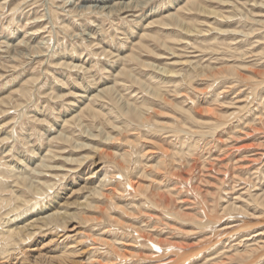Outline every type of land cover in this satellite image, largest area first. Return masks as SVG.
<instances>
[{"label":"rangeland","instance_id":"374dc122","mask_svg":"<svg viewBox=\"0 0 264 264\" xmlns=\"http://www.w3.org/2000/svg\"><path fill=\"white\" fill-rule=\"evenodd\" d=\"M10 1H11V3L14 2V0H10ZM10 1H8L7 3H4V4H2V1H0V3L2 4V6L0 4V7H1L0 8V12H1L0 13V99L9 98V97L12 99V104L10 103V105L3 107L4 111L2 110L0 113V124L1 125L4 124L3 126L0 125V129H1L0 130V141H1L0 142V180L2 179V181H0V192H1V196H0V202H1V204H0V251H2L4 249V251L6 252L5 248H2V247H6L3 244L5 243L4 241L7 240L5 232L8 228L15 227L16 225L21 223L22 219H27L28 217H30L31 215L36 213L39 209H41V207L43 208V207L47 206L49 204L50 200L53 198L52 196H54L53 192L60 190V188H62L63 185H65L67 183H73V184L69 185L70 189L71 188H73V190L78 189L79 186L76 185V180L78 181L80 178L85 177L86 175H88L91 172V170L94 169V167L92 165L93 161L90 160V161L85 163V164H87L86 165L87 169L84 170V172H82L79 176V173L83 169L82 167H80V165L76 166L77 164H72V163L68 164L63 159L53 160V162L52 161L50 162L51 165H55L54 163H56V165L57 164L62 165V167L65 168L64 169L65 172H64V170H62V172L55 171L56 175L59 174L60 177H62L61 179H59V177L57 178L56 176H54V177L51 176L52 174H48L47 176L46 175L42 176V180H44V181L49 180L48 182H50V179H51L52 183L54 184V187L52 189L53 191L47 190L44 192L43 197L38 196V198H37L34 196V194L26 191L25 189H24L25 191L20 190V193H22L21 191H24L22 193V195H24V196L21 198H24V197H27V199L30 198V199H28L29 202H27L26 204L20 203L17 200V196L15 197L16 193L19 192V190H17L15 188L16 180L18 179V177H24L28 173L30 176L34 175V173L31 169H32L33 165H35V162H38L39 157H41L44 153L47 152V149L52 150V148H53V150L61 151L60 148H62L64 150V153H62L63 157H65V156L69 157L70 156V157L75 158V157H81L82 155H88L89 152L91 153V150L78 151L74 148L73 145L66 144L64 141H60V139H57V137L60 134H68L69 133L70 136H72V135L74 136V138H75L74 140H77V141H83L84 140L86 143H87V141H89L86 139L87 138L86 134L84 136V129L82 127L80 128L79 126H77L76 124H74L72 122L67 123L66 120L71 118L73 115H76L80 111V109L77 106H81V108H82L86 104V102L81 103V102H78L77 100H75V98L73 99L72 96L74 95V93H76V94L81 93L85 89V86L90 84V86L94 87L92 89L91 94H93V93L96 94L97 90H98V89H96L97 86L101 88L105 85L113 84L117 80L115 78V75L118 72V70H120L121 65H120V63H118V64L112 63L111 64V59H112V61L114 59L110 56H109L110 58L108 56H106L103 53L104 50L105 51L106 50L112 51L114 53H120L121 56H124V57L127 54H130L131 52H133V50H134L139 55H141L140 56L141 60L150 61L152 63L158 62V63H154V64L164 66V63H165V65L170 64V62H172V60L175 58L171 59V57L169 56L170 52H168L165 48H163L161 46V44L159 43V41L156 40V38H160L162 40L165 39V41L166 40L169 41V46L172 45L174 48L179 49V50L176 49L177 52L179 51L178 53L181 55L185 54V56H187V58H189V59L194 58V60H196L197 59L196 57H200L197 60H198V63L200 62L199 65H201V66L206 65V64L209 65L211 62H214L212 64L213 65L215 64L216 66H222L225 64H234V65H238V66H245L244 70H239V76L238 77H236L235 75L232 76V74L229 73L228 75H231V76H228V78H226V77L221 78V76L216 78L217 82L216 81L213 82V88L214 89L213 88L211 89L210 87H208V86H210L209 84L212 83V80L197 81L196 84L194 85V87H196L197 90H199V91H197L196 88H193L192 85H188L187 82L181 84V81H180L181 78L176 77L177 78L176 79L175 77H172L170 79V77H163L160 75V77H161V79H160L159 74L158 75L156 74L158 72H156L154 70H151L152 71V73H151L150 69H149V71H147L146 69L144 70V68L140 67L137 64V62H135V61H133L134 63L132 61H127V60L123 61V63L126 64L128 62L127 65L135 68V71H137V73L139 72L138 74L140 77L142 75H144L145 78H147L149 81H152L153 84H159V85L163 84L164 87L167 86L169 88V90L167 89V91H166L167 94H166V98L164 99V104H163L160 102V100H156V99L154 100L153 98L148 96L149 94L144 90L143 87L139 86L138 84L133 83V81L130 80L129 78H127V77H119L118 78L122 84V86H120L121 87L120 90L122 89L120 92L123 93L127 99L130 98L129 99L130 101H133V99H134V100L138 101V103H140V104L148 102L147 104H150V105L152 104V106H155V110L150 114V118H151L152 122H154V121L155 122L156 121L170 122V123H173L174 125H176L178 127H181L183 124V123L181 124V119H184V118L187 119L188 115H186L183 112L178 111L176 108H172V107H174V105L176 104L177 106L179 105V106H183V107L185 106L184 108H189L190 107L189 105H191L190 102H191V100H194V98L196 100V106L195 107L193 106L194 107L193 108V116L196 119L204 118V120L206 119V121L209 120V118L205 117V116H207V115H205L206 114L205 113L206 107H209V108L213 107V108L217 109L219 107L220 102H222V103L224 102L223 104H227V103L229 104V102L235 103L237 100V101H240L239 103L241 105H246L247 102L251 101V99H253V98L254 99L256 98L257 102L258 101L260 102L262 100L264 101V97H263L264 96V82L259 83V88H258L257 85H255L254 82L252 81L253 78L256 79L258 76V75H255L256 72L264 70V55H263L264 54V51H263L264 50V28H262V27H264V24H261V26H260V24L259 25L252 24V22L249 21L254 16H257V17H255L257 19H260V18L262 19V17H264V11H263L264 9L261 10V8H257L254 6L253 7L246 6L248 8V10L250 8V10L247 11V9L245 7L240 6L241 10H239V12H237V14L235 16H233V19L234 18H236V19L231 21L233 23L230 22V24H228V25L226 24V27L225 26L222 27L221 24H218V23L215 25L216 22H214L215 20L212 19V21L214 22V25L216 27L219 26L223 29H226V28L227 29H234L237 32H239L241 30L239 34L237 32H232L230 34H228V33L227 34H221V33L216 32V33H213L210 35H206L204 37L198 36V35H193L194 38H192L193 36H188V37H190L188 39L187 36L185 37V35H182V33H181L182 31H179L177 29H172V30L167 32L165 29L164 30L160 29L158 24H155L152 27H149L150 29L147 26H148L149 22L155 21V19H157V18L162 17V19H165V18H168V16L164 18L165 15L170 14V12L171 13H173V12L178 13V11L181 12V16L184 17L185 21H187V22L197 23L198 21H202L205 18L208 19V17H207L208 14L198 11V9H196V8H195V10L192 9L190 11L187 3L191 0H145V2L143 3L144 5L143 4L140 5L137 8L138 10L135 12L136 15H138V17H131V16L123 17V16H128V13L125 15L119 14L118 12L109 13L107 10L102 8L103 6H105L104 3L102 2L103 0H53L55 2H51L52 0H15V2L12 4L10 3ZM113 1L115 2V1H120V0H113ZM124 1H129V0H124ZM197 1L202 6L217 9L219 11L221 9L222 12L225 11L224 13L226 15H228V13H227L228 8H226V9H224L225 7L222 8L220 0H197ZM258 1H263V0H258ZM19 2L21 3V5ZM108 3H107V5H108ZM262 3H264V1ZM6 6H7V8H6ZM57 6H59V7H57ZM244 8L246 11L244 10ZM186 10H188V11H186ZM50 11H52V12H50ZM14 12H15V14H14ZM240 13H244V14H242V16H241ZM55 14H57V15H55ZM262 14H263V16H262ZM51 16H54V17H52L54 22L52 20L50 21ZM250 16H251V18H250ZM208 20L210 22H212L211 18H209ZM51 22H52V24H51ZM42 27H43V30H42ZM146 31L150 32L154 36L146 37V38L141 37V33L146 32ZM245 31L246 32L247 31H250V32L254 31L255 34H252L251 37H245V35L243 34ZM167 33H169V35H167ZM177 34L180 37H178ZM174 35H175V37H174ZM170 36H173L174 38L170 37ZM240 36H242V37H240ZM175 38L177 40L178 39L181 40V38H182L180 43H184V45L186 47H184L183 44L180 45V43H178V44L173 43V42H176ZM172 39H174V41H172ZM190 39L192 42L190 41ZM186 40L189 42V45L186 42ZM21 41H22V44L20 45ZM25 41L28 44L25 45V43H26ZM183 41H185V42H183ZM139 42H141L142 45L136 46V44ZM170 43H172V44H170ZM208 44H209V46L213 45L212 47H213L214 52H212L210 50V48H208ZM32 45L34 47H36V46L39 47L40 48L39 50L42 52L39 51L38 52L39 54L32 52L31 48H30V46H32ZM215 45H219V46H215ZM144 46H145V48H144ZM196 46H197V48H196ZM181 48H183V49H181ZM190 48H192V49H190ZM196 49L198 50V52L196 51ZM199 51H201V53ZM260 51H262V52H260ZM14 52H17V54L15 55ZM180 52H182L183 54ZM202 52H203V54H202ZM241 52H243L242 54H245L242 57H241ZM42 53H44V54H42ZM159 53H163L165 58H163V59L159 58ZM256 54H257V56H256ZM14 55L16 58L14 57ZM189 55L193 56V57H188ZM194 56H196V57H194ZM184 58H186V57H184ZM258 58H260V59H258ZM168 60H170V61H168ZM199 60H201V61H199ZM64 62H65V64H67V62H68V64H73V65H75L77 63L83 64L85 67H87V69H89V71H86V72H84L83 70L78 71V69L69 67L67 65H63ZM1 64H4L5 66L3 67V66H1ZM240 64H242V65H240ZM61 65H63V66H61ZM106 65H108V66H106ZM106 68H109L110 70H107ZM178 68H180V67H178ZM6 69L7 70L10 69V70L7 71ZM185 72H187V71H185ZM147 74H149V75H147ZM144 76H142V77H144ZM251 77H253V78H251ZM157 78H158V80H157ZM163 78H164V80L166 78L167 81L166 80L164 81ZM174 78H175V80L173 81ZM260 79H258V80H260ZM178 81H179V83H178ZM180 84L182 85L181 87H179ZM183 84H186V85H183ZM234 85H235V87H234ZM176 86H177V89H176ZM182 87H184V88H182ZM247 88H249V89H247ZM245 89H247V90L245 91ZM24 90H26V91L30 90V91L27 94L26 91H24ZM181 90H183V92L186 91L185 93H187V95L185 96V98L187 100L184 98V96L180 95ZM187 90L189 91V94H188ZM201 90H205V91H209V92L206 94L198 93ZM248 90H250V92ZM262 90H263V92H262ZM224 91H226L227 93H225ZM252 91H255V92L252 93ZM256 91H257V93H256ZM242 92H247L244 94H246V95L248 94L249 96H247V97H249V98H247L246 95H244ZM23 93H25V94H23ZM68 93L70 95H66ZM259 93L262 97L259 95ZM177 94L180 96L178 97ZM250 94H253V95H250ZM254 94L258 97H256ZM65 95L67 97H64ZM147 97H148V99H147ZM243 97H244L243 100L245 102L241 101ZM189 99H190V101H189ZM245 99L246 100L249 99V100L246 102ZM7 100L10 101L9 99H7ZM74 100L76 101L75 102L76 105H74L73 102L71 103V101H74ZM103 100L105 103H103V101L101 102L98 100V101H96V104L104 105V107H105L104 109H105V113H107V117L112 122L114 121L113 123L115 125L128 126L129 128H131V131H129V132H131L132 134L135 132L137 133V131L138 132L141 131V133L145 137L150 138L149 139L150 141L147 140V142L149 141L148 143L141 141L136 145L137 154L139 152V154L141 153L140 155H142V152L144 153L145 151H148L149 149H150L149 152H156V153H151L150 155H147V156H143L141 159L142 165L146 164V162H154L155 163V161L159 160V157H161L160 153L162 152V150H163V152L168 151L170 153L171 150L173 151L175 149V146H180V145L182 146V144H183V146L186 145L183 149H187V147H188L187 145L191 146L190 145L191 143L194 145L195 143L198 142L197 144L199 145L198 146L199 148L197 147L198 148L197 151L195 150L193 152V154H194L193 157L189 158L190 159V160H188V162L190 161L189 166L180 169L181 166L176 163L177 165L175 164L174 167L179 166L178 168L175 167L170 172H165L166 169L164 170V175H165L164 176V182L167 186L165 184H163L162 186H166L167 188H173V187L176 188L178 186H181L182 190H186L185 188H183L184 185H182V183H181L182 181L178 177L183 175V177L194 178L196 176L197 180H198V181H196V184H198L200 186L202 193L205 195L204 197L207 198V200L210 203H212L213 199L216 202L218 201L217 198H219L220 195H217V194L215 196L212 195L213 193L216 192V190L211 185H216L218 187V184H217L218 179L217 178L223 177V176L219 175V173L216 171L211 172L210 171L211 166L210 165L208 166V163H205L206 167L205 166L202 167L203 165L201 164V162H204V161L206 162L205 158L209 160L210 159L209 154L212 155L214 152L217 151L216 147L214 146L215 144L213 145V142L217 143V140H218L217 136L218 137L219 136L224 137L225 136L224 132H220L221 134L215 135L216 138L215 139L213 138L214 140L212 139V141H211L212 137H210L207 134L204 135V134L194 133L192 135L190 134L191 135L190 136L186 133H185L186 135L185 134L182 135L181 134L182 132H181L175 136L173 133H170L172 131H168V130H155V131H153L152 129L147 130L148 127L142 126L137 120H134L131 117H125V116L119 115L116 112L117 108L114 107L113 101L110 100L108 97H104ZM256 101H254V104H251V106H249V107H251L250 108L251 110H249V111L244 110L239 115L242 117L244 116V118H246V117H248L250 111H251V113L254 109H257L256 111H258L259 110L258 107H260V110H261V105L259 106V104ZM18 102H20L22 105L20 104V106H16V104ZM82 102H83V99H82ZM169 102L171 103L170 105L168 104ZM68 103H70V104H68ZM166 103H167V105H166ZM256 105H258V107ZM95 108H97V107H95ZM74 109H77V110L75 111ZM231 109L228 110V108H227L224 110L230 112V111H232ZM261 112H262L261 115L264 117V114H263L264 110L262 109ZM88 113H89V111H87V110L85 113H80L81 115H83V117H84L83 119H85L84 120L85 125L91 126L94 124V126H95V125L101 124V123H96L92 118H89V116H87ZM168 113H172V115L173 116L175 115L176 118H173V117L171 118L170 116L168 117V115H169ZM164 114H167V115L165 116ZM160 115H164V117L163 116L159 117ZM256 115L259 116L260 114H255V116L253 115V118H255ZM5 123H6V125H5ZM8 123H10V124H8ZM106 126H108V125H106ZM139 126H141V127H139ZM48 127H49L48 130L45 129ZM135 129H136V131H135ZM165 129H167V128H165ZM243 129H244V127H243ZM85 130H88V129L85 128ZM107 130L109 131L110 128L108 127ZM263 130H264V127H261L260 125H257L255 127H251L250 129L248 128L245 130L246 132L244 134L242 133V134H239L238 136H235L234 140L232 142H230L231 144H229L226 148H224V150L222 147L221 152H216L214 154H217V156H218V153H219L220 159H223V160L227 159L228 160V159H231V157H233L236 154H240V156L247 157V155H249L250 152H259L260 148H262L264 146V133H260ZM112 133H114V132H112ZM222 133H223V135H222ZM115 134H117V133H115ZM115 134H113V135H115ZM170 135H171V137H170ZM262 135H263V137H262ZM184 136H186L188 140ZM192 136L194 139L192 138ZM202 136H204V137H202ZM54 137H55V139H54ZM207 137H210V138H207ZM226 137H227V134H226ZM198 138H200V139H198ZM181 139L182 140L185 139V140L182 141ZM204 139H206V141H209V142H206ZM186 140L188 142H185ZM192 140H193V142H192ZM90 142L92 144H96V145L98 144L102 149H104L107 152H113L115 150L118 152H122L124 149H126V148L128 149V145L125 147V144H123V143H118V146H117L116 144L112 145L109 143L102 142L100 139H98L97 141H94V142L93 141H90ZM209 147H210V149H209ZM212 150H213V152H212ZM209 151H211V153H209ZM31 153H33L34 155L32 156ZM30 157H33V158H30ZM113 157L114 156L108 155L107 158H102L103 161L100 164V166L102 167V170L103 169L105 170V171H102V174H104L106 171H107L106 173L108 175H110L111 172L113 175L119 174L118 169L116 167H114V164H112L111 159H114ZM143 158H146V159H143ZM191 158L193 160H191ZM22 159H25V160H22ZM27 159H28V161H27ZM107 159H109V160H107ZM21 161H23V162L21 163ZM55 161H57V162H55ZM62 161L64 164L62 163ZM263 161H264V157H263L262 161L253 163V167H254L253 171L254 172L248 170L250 173L251 172L253 173V174L251 173L252 176L256 177L258 175L257 176L258 180H257V178H253L251 176V174L247 171V169L238 168V169H236V172H238V173H236V172L235 173L238 176H241L244 178L249 177L252 179V181L255 179L253 182H255L257 180V183L258 182L262 183L264 181V174H263L264 170H262L264 168V162ZM224 162L227 163V161H224ZM194 164H196V167L193 169L192 165H194ZM245 164H250V163L245 162ZM68 165H70V166L68 167ZM25 166H27V167L29 166V168L31 167V169H28ZM72 166H76V167L72 168ZM255 166H256V168H255ZM9 167H11L13 170ZM103 167H105V168H103ZM6 168H8L7 171H6ZM21 169H23L22 172H20ZM77 169L79 170V172ZM260 169H261V171H260ZM230 170H231V172L234 171L231 168H230ZM241 170H242V172H241ZM37 171H39V170H37ZM115 171H117V172L115 173ZM243 171H245V172H243ZM258 171H259V173H257ZM10 172L14 173V175H11V177L8 176L10 174ZM73 172H75V173L73 174ZM219 172L221 173L222 169L219 170ZM65 173H66V175H65ZM106 173H105V175H106ZM147 174H150V173L148 172ZM63 175L66 177H63ZM172 175L176 179L173 178ZM261 175H262V177H261ZM1 176L2 177L4 176V177L1 178ZM8 178H9V180H7ZM172 178H173V180H172ZM55 179H57L58 181L57 180L55 181ZM119 180L123 181V179L120 178L118 175L116 181H112V183H111L112 188L116 185V183H114V182H118ZM169 181L171 183H173L172 187L170 186L171 183ZM206 181H207V183H206ZM177 182H179V183H177ZM239 184L237 186H239ZM107 186L111 187L110 184ZM9 187H11V190ZM166 187H164V190L167 189ZM188 187L190 188V185ZM188 187H186L187 190L183 191V193H182L183 196L182 195L181 196L183 198L189 199V201L191 202L190 207L191 206H194V207H193V209L189 210L188 212L186 210V213L195 214V213L200 211L201 217L205 219V217H206L205 214L209 215V212H208L205 204L202 202V198L197 194H196V196L194 194H192V191L189 190ZM7 188H9V189H7ZM188 193H190V194L188 195ZM207 193L209 195L211 194L212 196H214V198L209 196ZM124 195H125L124 197L120 196L118 198L119 200L116 199L118 201V203H120L119 205H123V204L126 205L127 204L128 207L123 205L125 207V209H123L124 211H126V210L128 211L129 209L134 210L135 207L142 206V204L144 203V201H143L144 199L139 194H135L133 190H130V189H129V191L127 190L126 192H124ZM137 195H139L140 198H142V199L139 198L140 201H138V199L136 198V197H139ZM132 196H135V197H132ZM148 196H151V193H149ZM188 196H191V197H188ZM233 196H236V195H233ZM129 197L130 198L132 197V199L133 198L134 199L133 200L131 199V202H130ZM192 197H194L195 199L194 198L192 199ZM86 198H87L86 195L77 196V194H76L75 198L72 199L71 201H79V200L86 199ZM124 198L126 199V201L129 198V200L127 201L128 203L125 201ZM121 199L122 200L124 199L123 200L124 202ZM135 200H136V204H138L137 206L134 203ZM132 201H133V204H132ZM3 202H5V204ZM109 202L110 201L105 199V198L103 200H101V202H95V204L98 203V205H100L101 209L104 210L103 213H100V212L88 213L91 215L98 216V218H100L101 221H97V222L91 221V223H87V224H81L78 221L73 223V226L79 225L78 230L80 231V239H83L85 241L87 239L86 242L84 241L83 244H80V250L81 251L84 250V252L87 253V254L85 253L86 254L85 257L87 258L84 260V262L86 261L85 264H88L87 262L88 261L91 262L92 260H95V261L100 260L101 262L109 261L110 263H113V264H119V263L120 264H131L132 261H133L132 264H140V263L141 264H155V263L156 264H159V263L164 264V263L169 262L171 259H176V260H174L175 263L173 262L174 264H180L182 260L178 257H179V254L182 253L181 251H184V250L176 252L173 249L174 251L172 250V254L166 253L169 248L172 249V247L169 246V245H171L170 244L171 242H177V243L180 242V244L188 245V246H185V248H187L185 250V252H187V250L190 252L191 251L194 252V253L192 252L193 254L191 255V257H193V259L190 262L193 261V264H196L195 261L198 262V260L201 259L202 257L208 258L207 254H209L208 259H210V257H212L210 255H212V252H214L216 249L217 250L215 252H217V251H218L217 253L221 252V250H222L221 246H225L227 244L226 247L229 249L231 246L230 244H233L234 242H237V240H239L240 238H243L244 236L246 237L247 235H249L248 232H247V234H246V232H244V233L242 232L243 234L242 233L238 234L239 236H242V237H236L238 235H235L232 237L231 231H233V229L226 230V232L223 231L222 233H219V234H222L220 237L222 238V241H223L221 244H219L220 246L217 245L219 248L217 247L216 249H209L210 250L209 251L208 248L210 246V243L215 242L216 240H219V241L221 240L218 235H216L217 238H216V236H214V238L212 237L213 238L212 240L215 239L214 241L209 239L208 241H206V243L204 242L203 244H201L199 242V244H200L199 245V244L195 243L197 240H199L201 237L205 238L206 235H207L206 236V240H207L208 237L210 235H213V234L212 233L211 234L202 233V234L196 235V237L195 236H186V234H187L186 232H188L187 230H193V228H195V227L191 226V225H182L181 226V224H179V222H178L179 219L175 220L176 222L171 221L172 218H170V216L169 217L166 216L165 214H164L163 219H165V220L168 219V220H166L167 222H165V220H163L161 218H160L161 220H158V219H153L151 217H148L150 219H148L147 217L146 218L144 217V219H146V220H144L142 217L141 219L144 221H140V219H138V218L132 219L126 215H124L125 217L124 216L120 217V214L113 212L112 209H110L111 206L108 205ZM194 202H195V204H194ZM129 203H130V205H129ZM17 204H19V205L21 204L20 210H19L20 212L19 211L16 212L14 210V208L16 207L15 205H17ZM139 204H141V205H139ZM25 205H26V207H24ZM40 205H42V206H40ZM1 207H2V209H1ZM196 207H198L199 209H197ZM4 208H6V209H4ZM21 208L24 212L21 210ZM107 208L109 211H107ZM170 209H171V207H170ZM194 209H197V210H194ZM119 210H121V209H119ZM203 210H205V212H203ZM70 211L74 212V211H76V209H71ZM110 211H111V215L116 216V218H118L119 220L123 219L126 222V224H129L130 226L131 225L133 226V224L137 227L142 226L141 229L143 231L145 230L144 231L145 233L152 234L153 232H156V231H157L156 233L161 232V234L158 236V238H162L164 240L167 239L166 240L167 242L163 243L162 246L159 247L160 249H157V247L155 245L150 244L151 243L150 241L144 240L141 237H136L137 235L134 232H132L130 227L129 228L127 227L128 229L125 227L126 230H123L124 227H120V226L116 225L117 220H114L115 222L112 221V223H111L109 218L106 217L107 215L105 216V213H109ZM194 211H196V212H194ZM117 212H119V211H117ZM212 212H215V213L217 212L216 215L219 216L220 218L222 216H223L222 218H225V219L227 218L221 214L222 211L218 205H216V210H214ZM258 213H260V212H258ZM233 214H234V212H233ZM233 214L230 213L229 214L230 216L226 220L225 219L221 220V223L222 222L225 223L226 221H228L226 223L233 222L230 220L235 219V216H236V219H240V220L244 219V217L241 216L242 217L241 218L239 214L238 215H235V214L233 215ZM242 215H245V214H242ZM20 216H22V217H20ZM226 216H228V215H226ZM165 217H168V218H165ZM231 217H232V219H231ZM19 219H21V220H19ZM245 219H246V217H245ZM138 220H139V223H135ZM172 220H174V219H172ZM254 220L256 223L254 222V224H253ZM254 220L249 219V220H247V222L251 221V222H249V223H251L250 226H252V225L254 226L255 224H256L255 226H258V224H260L259 221L263 222L262 220H259V219H254ZM169 221H171V222L169 223ZM141 222H144V223H141ZM247 222L239 221L238 223H240L241 225L238 224L237 227L238 226H241V227L244 226L243 228H245V227L247 228V227H249V225H248L249 223H247ZM96 223H97V225H95ZM113 223L115 226L113 225ZM149 223L151 226L150 225L148 226ZM261 224H262L261 225V227H262L264 222ZM172 225L175 226L177 229H172L171 228ZM81 226L84 228H82ZM221 226H223V225H220L219 227H221ZM98 227H99V229H98ZM106 228H108V229H106ZM179 228H181L183 230L181 233H179L180 232ZM256 228H258V227L253 228V230H255ZM153 229H154V231H152ZM261 229H264V226ZM83 230H85V231H83ZM90 230H92V232ZM94 230L95 231L97 230L96 234H93V233H95ZM104 230L106 231L105 234H108V238L110 241L115 236H117L120 241H121L120 238H123V237L127 238V236H128V240H130L129 244L131 243L130 245H132L131 248H128V249L130 252H133L136 254V255H132V257L129 258L131 261L130 260H127V261L126 260H118L115 258H112L111 260L108 259L111 257L112 252L108 251V249H109L108 247L106 250V246L102 245L101 242L96 241L97 239L95 240V238H99L97 235L100 236V235L104 234V233H102V234L99 233L102 231L104 232ZM81 231H83L84 233L81 234L82 233ZM115 231H116V234H115ZM126 231H129V232H126ZM111 232L113 234H111ZM85 233L87 234V236H90V237L92 236V237L89 239L87 236H84V235H86ZM88 233H89V235H88ZM117 233L121 234V235H118ZM61 234L62 233L60 232V230L58 228L51 226L50 230L47 233H45L44 235H42V233H39V234H37L31 238L26 239L25 242H23L21 244H19V243L14 244L13 246L9 245V247L7 246V248H9L7 251L8 254L6 252L8 257L6 255H3L4 253L0 252L1 253L0 255H2V257L0 256L1 257L0 259L3 260V261L0 260L1 261L0 264H18L19 262H21V260L23 259V256H21L22 252L25 251L29 245L32 246L33 243H35V241L37 239H38V242L36 244H38V246L43 245V243L48 240V239H45L48 236H50V238L55 239L53 244H55V242L57 243V245L61 244V243L64 244L68 240H66L64 237L63 238L59 237ZM122 234L123 235L125 234V236H123ZM113 235H115V236H113ZM93 236L95 237L94 240H92ZM131 236H132V238H131ZM152 236L155 237V235H153V234H152ZM42 237H45V238H42ZM100 237H104V236L102 235ZM191 237H192V239H191ZM2 239L4 241H2ZM88 239L90 241H88ZM195 239H196V241H195ZM189 241H191V242H189ZM116 242H118V241H116ZM222 244H224V245H222ZM89 245H91V246L89 247ZM95 245H97V246H95ZM138 245H139V247H138ZM197 245H198V247H197ZM141 246H143V247H141ZM150 246H152V247H150ZM99 247H100V249H99ZM118 247H121V246L119 245ZM188 247H190V248H188ZM1 248H2V250H1ZM135 248H137V249H135ZM202 248H203V250L199 251ZM91 249H93L94 251ZM141 249H142V251H141ZM161 249H165L166 252L164 253L165 250L159 251ZM171 249H169V250H171ZM18 250H20V251L22 250L21 253ZM89 250L91 251L90 256L93 254V256L90 258V260H88L89 259L88 258L89 257L88 252H90ZM100 250L104 251V252L101 253ZM207 250L209 252H205ZM9 252H11V253L9 254ZM175 252L177 254H175ZM215 252L213 253V255L215 254ZM104 253L106 255H103ZM140 253H142V255H143V256H140L142 259H140V257L137 256ZM205 253H207V254L204 255ZM232 253L234 254L235 251L229 252L228 256H232ZM14 254H16V255H14ZM17 254H19V255H17ZM107 255H108V257H107ZM145 255L147 257L146 259H144ZM148 255L150 258H148ZM256 255H258V254H256ZM15 256H17V257H15ZM18 256H20L21 258ZM154 256H157V257H154ZM171 256H172V258H171ZM195 256L196 257L198 256L199 258L198 257L195 258ZM105 257H106V259H105ZM152 257H153V259H152ZM244 257L246 258V256H244ZM244 257L241 258L240 256H233L232 261L229 260L230 262H228L227 264H244L245 263V261L243 260V259H245ZM18 258H20V259H18ZM97 258H99V259H97ZM143 259H144V261H143ZM215 261L216 260H214L213 262H215ZM152 262H155V263H152ZM190 262L188 264H190ZM208 262H210L208 264H211L212 261H208ZM213 262H212V264H214ZM199 263H201V262H199ZM215 264H218V263H215ZM260 264H264V261L261 262Z\"/></svg>","mask_w":264,"mask_h":264},{"label":"bare ground","instance_id":"6f19581e","mask_svg":"<svg viewBox=\"0 0 264 264\" xmlns=\"http://www.w3.org/2000/svg\"><path fill=\"white\" fill-rule=\"evenodd\" d=\"M0 1H2V4H4V3H7L10 0H0ZM263 1H258V0H244V1L243 0H220L221 7L222 8L225 7L224 9L228 8V11H227L228 15H226L224 13L225 11L222 12L221 9L219 11L217 9H213V8H209V7H206V6H202L197 0H191V1H189L187 3V5L189 6L190 11L192 9L195 10V8H196V9H198V11H200L202 13L208 14L207 17H208V19L211 18V21H212V19L215 20L214 21V22H216L215 25L218 23V24H221L222 27L223 26L226 27V24L228 25V24H230V22L232 20L236 19V18L233 19V16H235L237 14V12H239V10H241L240 9V6L245 7L247 9V11H249L250 8L248 10V8L246 6H249V7H253L254 6V7H257V8H261V10H262V9H264V3H262ZM14 2H15V0H14ZM14 2H12V3H14ZM51 2H55V1L52 0ZM102 2L105 5L102 8L105 9V10H107L109 13L118 12L119 14H124V15L128 13V16H123V17H129V16H131V17H138V15H136L135 12L138 10L137 8L145 2V0H129V1H124V0L121 1L120 0V1H115V2L113 0H103ZM10 3H11V1H10ZM107 3H108V5H107ZM2 4H1V6H2ZM20 5H21V3H20ZM57 7H59V6H57ZM6 8H7V6H6ZM245 8H244V10H245ZM186 11H188V10H186ZM50 12H52V11H50ZM14 14H15V12H14ZM240 14L242 16V14H244V13H240ZM55 15H57V14H55ZM167 16H168V18H165ZM262 16H263V14H262ZM52 17H54V16H51L50 21L52 20L54 22V20H53ZM255 17H257V16H254L251 20H249L250 22H252V24H257V25L260 24V26H261V24H264V17H262V19L261 18L260 19H257ZM164 18L165 19H162V17H160V18L155 19V21L149 22V24H148L147 27L149 28V27H152L155 24H158L160 29H163V30L165 29L167 32L170 31V30H172V29H177L179 31H182L181 32L182 35H185V37L187 36L188 39L190 38L188 36H193V35H198V36L204 37L206 35H210V34H213V33H216V32L217 33H221V34H227V33L230 34L232 32H237L234 29H227V28L226 29H223V28H221L219 26L216 27L214 25V22L213 21L210 22L206 18L204 20H202V21H198L197 23H195V22H187V21H185L184 17L181 16V12H179V11H178V13L177 12H173V13L170 12V14L165 15ZM250 18H251V16H250ZM231 23H233V22H231ZM51 24H52V22H51ZM262 28H264V27H262ZM42 30H43V27H42ZM240 31L237 32V33L239 34ZM243 34L245 35V37H251V35L252 34H255V32L254 31H251V32L250 31H247V32L245 31ZM167 35H169V33H167ZM151 36H154V35L151 34L148 31L141 33V37H143V38L151 37ZM170 37H173V36H170ZM174 37H175V35H174ZM178 37H180V36L178 35ZM240 37H242V36H240ZM192 38H194V36ZM191 39H190V41H191ZM156 40L159 41V43L161 44V46L163 48H165L168 52H170L169 53V56L171 57V59L175 58V59H173L174 61L172 60V62H170V64H166L165 65V63H164V66L163 65L160 66V65L154 64V63H158V62L152 63L150 61H143V60L140 59V56L141 55H139L134 50L130 54H127L125 57L124 56H121L120 53H114L112 51H108V50L105 51L104 50L103 53L106 56H108V57L110 56V57H112L114 59L113 61L111 59V64L112 63H117V64L120 63V65H121L120 70H118V72L115 75V78L117 79L115 81V83L110 84V85H105V86H103L101 88L98 87V86H97V88L95 87L96 89H98L96 94H94V93L91 94L92 89L94 87H92V86H90V84H88L87 86H85V89L81 93H78V94L74 93V95L72 96L73 99L75 98V100H77L78 102H81V103H85L86 102V104L82 108H81V106H77L80 109V111L76 115H73L71 118L67 119L66 122L67 123L68 122L69 123L72 122V123L76 124L77 126H79L80 128L82 127L84 129V136L86 134V136H87L86 139L89 140V141H87V143H86L84 140L83 141L74 140L75 139L74 136L73 135H72L73 137L70 136L69 133L68 134H60L57 137V139H60V141H64L66 144L73 145L74 148L76 150H78V151L91 150V153L89 152L88 155H82L81 157H75L74 158V157H70V156L69 157L68 156L67 157L66 156L63 157V154L62 153H64V150L62 148H60L61 151L53 150V148H52V150L51 149L50 150L47 149V152L44 153L41 157H39L38 162H35V165H33L32 169H31V167L29 168V166L28 167L25 166L28 169H31L33 171L34 175L30 176L29 173H28L24 177H18V179L16 180L15 188L17 190H19V192L16 193L15 197L17 196V200L20 203H22V204L25 203L26 204L27 202H29L28 199H30V198H28V199H27V197L21 198V197L24 196V195H22V193L25 190L28 191V192H31L37 198H38V196H40V197L42 196L43 197L44 192L47 191V190L53 191L52 189L54 187V184L52 183L51 179H50V182H48L49 180L48 181H44V180H42V176H45V175L47 176L48 174H52L51 176H53V177L56 176L57 178L59 177V179L62 178V177H60L59 174L56 175V172L55 171L62 172V170H64L65 168H63L62 165H58V164L56 165V163H54L55 165H51V163H50L51 161L53 162V160L63 159L68 164L72 163V164H77L76 166H79L80 165V167H82L83 169L79 173V176H80V174L82 172H84V170L87 169V167H86L87 164H85V163L88 162V161H90V160L93 161V164L92 165H93L94 169L91 170V172L88 175H86L85 177L80 178L78 181L76 180V185L79 186L78 189H74V190H73V188L70 189L69 185H71L73 183H67V184L63 185L62 188H60V190H57L56 192H53L54 196L51 195L53 198L50 200V202H49V204L47 206H45L43 208L41 207V209H39L36 213H34L33 215H31L27 219H22L21 223H19L15 227L8 228L6 230L5 233H6V239L7 240L4 241L2 239V241L5 242L3 245L6 246V247H2V248H5L6 252L9 249V248H7V246L8 247H9V245L10 246H13L14 244H18V243L21 244V243L25 242L26 239L31 238V237L39 234V233H42V235H44L45 233H47L50 230L51 226L56 227V228H58L60 230V232L62 234L59 237H61V238L64 237L66 240H68L64 244L61 243V244H58L57 245L56 242H55V244H53V242L55 241L54 238H50V236H48L47 238L42 237V238H45V239H48V240L46 242H44L43 245L38 246V244H36L38 242V239L36 238L37 240L35 241V243H33L32 246L29 245L27 247V249L22 252V255L21 256H23V259L18 264H85L86 261L84 262V260L87 259L85 257V255L87 253L84 252V250L83 251L80 250V244H83V242L85 240L80 239V231L78 230V226L79 225L73 226V223H75L76 221H78L81 224H87V223H91V221H96V222L97 221H101L100 218H98V216L91 215V214H88V213H90V212L91 213L92 212H94V213H96V212L103 213L104 210L101 209V207H100V205H98V203L95 204V202H101V200H103L104 198L110 201L108 203V205L111 206L110 209H112L113 212H116V213L120 214V217L126 215V216H128V217H130L132 219L133 218H136V219L138 218V219H140V221L146 220V219H144V217L145 218L146 217L147 218L148 217H151L153 219L161 220V219H163L164 214H165L166 216H168V217L170 216V218L174 219V220L171 219V221L176 222L175 220H178L179 219L178 222H179V224H181V226L182 225H191V226H194L195 227V228H193V230H187L188 232H186L187 233L186 236H195L196 237V235L202 234V233H204V234L205 233L206 234H211L212 233L213 234V235H210V236L208 235L209 237H208L207 240H206V236L207 235L205 236L203 234L205 236V238L204 237L202 238L200 236L201 238L199 240L196 241V239H195V241H196L195 243H197V244H199V242L201 244H203L204 242L206 243V241H208L209 239L212 240L214 238V236L218 235L221 240L220 241L219 240H216L215 242L210 243V246H209L208 250L209 249H216L218 247L217 245H219V244H221L223 242L222 241V238L220 237L222 234H219V233H222L223 231L226 232V230L233 229V231H231L232 237L235 236V235H238L239 233H242V232L243 233L246 232V234H247V232L249 233V235H247L248 237L247 236L246 237L244 236L243 238H240L239 240H237V242H234L233 244H230L231 246L229 245L230 246L229 249L226 247L227 244L225 246H221L222 247V250L219 253H217L218 251L215 252L217 250L216 249L214 251L215 252V254H214L215 256L213 255L214 252H212V255H210L212 257H210V259H208L209 258V254L205 253L204 255L207 254L208 255L207 256L208 258L202 257L201 259L198 260V262L195 261L196 264L197 263L198 264H208V263H210L208 261H212L213 262L214 260H216L215 262H213L214 264L215 263H218V264H227L228 262H230L229 260L232 261V257L233 256H240L241 258L244 257V256H246V258L244 257L245 259H243L245 261L244 264H260L261 262L264 261V229H261L264 226V224H263V226L261 227V225H262L261 223L264 222V181L262 183H259V182L257 183V180H258L257 176L258 175L256 177H254V176H252L253 173L251 172L252 173L251 174L249 172V171H253V168H254L253 167V163L254 162L262 161V159L264 157V146L262 148H260V151L259 152H250L249 155L246 154L247 157L240 156V154H236L233 157H231V159H228V160L225 159V160H223V159H220V156H219L220 154L219 153H218V156H217V154H214L216 152H221L222 151V147H223V150H224V148H226L229 144H231L230 142H232L234 140L235 136H238L239 134H242V133L244 134L246 132L245 131L246 129H248V128L250 129L251 127H255L257 125H260L261 127H264V117L261 115L262 114L261 110L262 109L264 110V101L262 100L260 102L259 101L257 102L256 101V98L255 99L253 98V99H251V101L247 102L249 99H247V100L245 99L246 102H247L246 105H241L239 103L240 101H237L236 99H235L236 102L234 101L235 103H233L231 101L232 103L229 102V104L227 103L228 105L227 104H223L224 102L223 103L220 102L221 104L219 103V107L217 109L216 108H213V107H211V108L206 107V109H205L206 110L205 111L206 114L205 115H207V116H205V117L206 118H209V120L206 121V119L204 120V118L196 119L193 116V108L196 106V100L194 98V100H191V102H190L191 105H189L190 106L189 108H184L185 106L184 107L183 106H179V105L177 106L176 104L174 105V107H172V108H176L178 111H181L184 114L188 115V118L187 119H185V118L184 119H181V124L183 123L181 127H178V126H176V125H174L173 123H170V122H161V121H156L157 123L155 121L152 122V120L150 118V114L155 110V106H152V104L151 105L150 104H147L148 102L147 103H141L140 104V103H138V101H136L134 99H133V101H130L129 100L130 98L127 99L126 96L123 93L120 92L122 90V89L120 90V88H121L120 86H122V84H121V82H120V80L118 78L119 77H127V78H129L130 80L133 81V83L138 84L139 86L143 87L144 90L149 94L148 96H150L154 100L155 99L156 100H160V102L163 103V104H164V99L166 98V94H167L166 91H167V89L169 90V88L167 86L164 87L163 84H160V85L159 84H153L152 81H149L147 78H145L144 75H142L144 77H142V76L140 77L139 74H138L139 72L137 73V71H135V68L130 67L129 65H127L128 62L126 64L123 63V61H126V60L127 61H132V62L135 61V62H137V64L140 67L144 68V70L146 69L147 71H149V69H150V71L151 70H154V71L158 72L156 74L157 75L159 74V77L161 75L163 77H170V79L172 77L181 78V80H180L181 81V84L187 82V84L188 85H192L193 88H196V87H194V85L196 84L197 81L212 80V83L209 84L210 86H208V87H210L212 89L213 88V82H215L216 81V78H218L219 76H221V78L222 77L228 78V76H231V75H228L230 73V74H232V76L235 75L236 77H238L239 76V70H244L245 69V66H238V65H234V64H225V65H222V66H216L215 64L214 65L212 64L214 62H211L209 65L206 64V65L201 66V65H199L200 62L198 63V60H197L200 57L194 56V57L197 58V59L195 58L196 60H194V58L193 59H189V58H187V56H185V54L184 55L179 54L178 53L179 51L177 52V50H179V49L174 48L172 45L169 46V41H167V40L165 41V39L162 40L160 38H156ZM179 40L180 39H178V40L176 39L175 40L176 42H173V43H175V44L176 43L177 44L180 43L181 40H182V38H181L180 41ZM172 41H174V39H172ZM183 42H185V41H183ZM186 42L189 45V42L187 40H186ZM21 44H22V41L20 42V45ZM26 44H28V43L26 42L25 45ZM170 44H172V43H170ZM181 44L184 45V43H180V45ZM138 45H142V43L139 42V43L136 44V46H138ZM212 46L213 45H210L209 46V44H208V48H210V50L212 52H214ZM215 46H219V45H215ZM184 47H186V46L184 45ZM30 48H31V51L32 52H35V53L39 54L38 53L40 51L39 50L40 49L39 47H37V46L34 47L32 45V46H30ZM144 48H145V46H144ZM196 48H197V46H196ZM181 49H183V48H181ZM190 49H192V48H190ZM196 51L198 52L197 49H196ZM201 51H199V52L201 53ZM40 52H42V51H40ZM182 52H180V53H182ZM260 52H262V51H260ZM14 53H15V55L17 54V52H14ZM242 53L243 52H241V57L245 55V54H242ZM42 54H44V53H42ZM202 54H203V52H202ZM15 55H14V57H15ZM256 56H257V54H256ZM184 57H186V58H184ZM188 57H193V56H190L189 55ZM159 58H161V59L165 58V56L163 55V53H159ZM258 59H260V58H258ZM168 61H170V60H168ZM199 61H201V60H199ZM63 65H67L69 67L78 69V71L79 70L80 71L83 70L84 72L89 71V69H87V67H85L83 64H78L77 63V64L73 65V64H68V62H67V64H65V62H64ZM63 65H61V66H63ZM240 65H242V64H240ZM1 66L4 67L5 65L4 64H1ZM106 66H108V65H106ZM178 67H180V68H178ZM106 69L107 70H110L109 68H106ZM9 70H7V71H9ZM185 71H187V72H185ZM151 73H152V71H151ZM147 75H149V74H147ZM255 75H258L256 79L253 78V77H251V78H253L252 81L259 88V83L264 82V70L263 71L256 72ZM175 78L173 79V81L175 80ZM160 79H161V77H160ZM258 79H260V80H258ZM157 80H158V78H157ZM163 80H164V78H163ZM165 80H166V78H165ZM178 83H179V81H178ZM181 84H180L179 87L182 86ZM183 85H186V84H183ZM177 86H176V89H177ZM184 87H182V88H184ZM234 87H235V85H234ZM247 89H249V88H247ZM247 89H245V91ZM196 90H197V88H196ZM24 91H26V90H24ZM29 91L30 90H27L26 93L28 94ZM197 91H199V90H197ZM248 91L250 92V90H248ZM185 92H183V90H181V94H180L181 96H184V98L187 95V93H185ZM208 92L209 91L201 90L198 93L206 94ZM224 92L227 93L226 91H224ZM253 92H255V91H252V93ZM262 92H263V90H262ZM242 93L244 94V93H247V92H242ZM256 93H257V91H256ZM23 94H25V93H23ZM188 94H189V91H188ZM66 95H70V94L68 93ZM66 95L64 97H67ZM180 95H178V97ZM244 95H246V94H244ZM250 95H253V94H250ZM259 95H260V93H259ZM247 96H249V95L247 94L246 97ZM104 97H108L110 100L113 101V105H114L115 108H117L116 109V112L119 115L125 116V117H131L132 119L137 120L142 126L148 127L147 130L148 129L149 130L152 129L153 131H155V130H168V131H172L170 133H173L175 136L178 135V133H181V132H182L181 133L182 135L185 134V133L188 134V135H190V134L192 135L194 133L204 134V135L207 134L210 137H212L211 138V141H212L213 138L214 139L216 138L215 135L221 134L220 132H224L225 133V136L224 137H221V136L218 137L217 136V139H218L217 140V143L216 142H213V145L215 144L214 146L216 147L217 151L214 152L212 155L209 154L210 155V159L209 160L205 158L206 162L205 161L204 162H201V164L203 165V166L201 165L202 167L205 166V163H208V166L209 165L211 166V168H210V171L211 172L216 171V172L219 173V175H222L223 176V177L217 178L218 179V181H217L218 182L217 183L218 184V187L216 185H211V186L214 187V189L217 192V193L216 192L213 193L212 195H214V196L216 194L217 195H220V197L217 198V200H218L217 202L213 199L214 196H212L211 194L209 195L207 193L209 196L213 197L212 199L214 201L212 200V203H210L207 200V198L204 197L205 195L202 193L200 186L198 184H196V181H198L196 176L194 178H191V177L190 178L183 177V175H181V176L178 177L182 181L181 182L182 185H184L183 188H185L187 190L186 187H188L190 185V188L189 187L188 188H189V190L192 191V194H194L195 196L197 194V195H199L202 198V202L205 204V206H206V208H207V210L209 212V215L205 214L206 215L205 219L201 217L200 211L197 212V213H195V214L186 213V210L188 212L189 210L193 209V207H194V206H191L190 207V203L191 202L189 201V199L182 197L183 196V194H182L183 191H186V190H182L181 186H178L176 188H174V187L173 188H167L166 187L167 185L164 182V176H165L164 175V170L165 169H166L165 172H170L173 168L177 167V166L174 167V165L176 163L181 166L180 169L181 168H185V167H187V166L190 165V163H189L190 161L188 162V160H190L189 159L190 157H193V155H194L193 152L195 150L197 151V149L199 148L198 147L199 145L197 144L198 142L195 143L194 145L191 143L190 144L191 146L187 145L188 146L187 149H183L186 146V145L183 146V144H182V146L181 145L180 146H175V149L173 151L171 150L170 153L168 151H164L163 152V150H162V152L160 153L161 157H159V160L155 161V163L154 162H146V164L142 165V160L141 159H142L143 156H147V155H150L151 153H156V152H149V150H150L149 149L148 151H145L144 153L142 152V155H140L141 153L139 154V152L137 154L136 145L139 142H141V141L142 142H145V143H148L150 141L149 140L150 138L145 137L141 133V131L140 132L137 131V133L135 132V133L132 134L131 132H129V131H131V128H129L128 126L115 125L113 123L114 121L112 122L107 117V113H105V109H104L105 107H104V105L96 104V101H98V100L101 101V102L103 101V103H105L104 100H103ZM256 97H258V96H256ZM247 98H249V97H247ZM7 99H9L10 101H8ZM82 99H83V102H82ZM147 99H148V97H147ZM243 99H244V97L242 98L241 101H244ZM75 100L74 101H71V103L73 102L74 105H76V103H75L76 101ZM189 101H190V99H189ZM254 101H256L259 104V106L261 105V110H260V107H258V105H256L259 108L258 111H256L257 109H254V110L252 109L253 110L252 113H251V111H250V113L248 112L249 113L248 117L244 118V116L243 117L240 116L239 114L241 112H243L244 110L245 111L251 110L250 109L251 107H249V106H251V104H254ZM10 103L12 104V99L10 97L9 98L0 99V113L3 110V107H6V106L10 105ZM20 104L21 103L18 102L16 104V106H20ZM68 104H70V103H68ZM168 104L170 105L171 103L169 102ZM166 105H167V103H166ZM95 107H97V108H95ZM227 108H228V110L232 108L231 109L232 111L229 112V111L224 110V109H227ZM74 110L76 111L77 109H74ZM86 110L89 111V113L87 114V116H89V118H92L96 123H101V124L94 126V124L92 123L93 124V125H91L92 127L90 125L89 126L88 125H85V123H84V120L85 119H83L84 117L80 113H85ZM168 114H169L168 117L170 116L171 118L172 117L173 118H176V116L175 115L173 116L172 113H168ZM255 114H260V115L259 116L256 115V117L253 118V115L255 116ZM164 115L166 116L167 114H164ZM164 115H160L159 117H161V116L164 117ZM8 124H10V123H8ZM3 125H1V126H3ZM5 125H6V123H5ZM106 125H108V126H106ZM108 127L110 128L109 131L107 130ZM139 127H141V126H139ZM243 127H244V129H243ZM85 128L88 129V130H85ZM165 128H167V129H165ZM45 129L48 130L49 127L48 128H45ZM135 131H136V129H135ZM112 132H114V133H112ZM115 133H117V134H115ZM260 133H264V130L261 131ZM113 134H115V135H113ZM226 134H227V137H226ZM222 135H223V133H222ZM170 137H171V135H170ZM184 137H186V136H184ZM202 137H204V136H202ZM210 137H207V138H210ZM262 137H263V135H262ZM192 138H193V136H192ZM54 139H55V137H54ZM98 139H100L102 142L109 143V144H112V145H115L116 144L117 146H118V143H123V144H125V147L128 145V149L126 148L122 152H118L116 150L115 151L112 150L113 152H107L104 149H102L98 144L96 145V144H92L90 142V141H93V142L94 141H97ZM186 139H187V137H186ZM198 139H200V138H198ZM147 140H149V141L147 142ZM184 140L185 139H183L182 141H184ZM187 140L185 142H188ZM204 140L206 141V139H204ZM192 142H193V140H192ZM206 142H209V141H206ZM209 149H210V147H209ZM212 152H213V150H212ZM209 153H211V151H209ZM31 154H32V156L34 155L33 153H31ZM108 155L114 156L113 157L114 159H111V158L110 159L112 161V164H114V167H116L118 169L119 174H116L117 176L116 175H113L112 172H111L110 175H108L106 173L107 171L105 172L106 175H105V173L102 174V171H105V170L104 169L102 170V167L100 166V164L103 161L102 158H107ZM30 158H33V157H30ZM143 159H146V158H143ZM22 160H25V159H22ZM107 160H109V159H107ZM191 160H193V159L191 158ZM27 161H28V159H27ZM224 161H227V163H225ZM22 162L23 161H21V163ZM55 162H57V161H55ZM245 162H249L250 164H245ZM62 163H63V161H62ZM69 166L70 165H68V167ZM76 166H72V168L73 167L75 168ZM195 167H196V164L192 165V168L193 169ZM9 168H11V167H9ZM103 168H105V167H103ZM230 168L232 170H234V171L231 172ZM238 168L247 169V171L249 170L248 172L251 174V176L253 178H257V180L255 182H253L255 179L252 181V179L249 178V177H245L244 178V177L238 176L236 174V173H238V172H236V169H238ZM255 168H256V166H255ZM23 169H21L20 172H22ZM221 169H222V172L220 173L219 170H221ZM261 169H260V171H261ZM7 170H8V168H6V171ZM37 170H39V171H37ZM262 170H264V168ZM64 172H65V170H64ZM75 172H73V174ZM78 172H79V170H78ZM116 172L117 171H115V173ZM148 172L151 175L150 174H147ZM241 172H242V170H241ZM243 172H245V171H243ZM257 173H259V171ZM11 175H14V173L13 172L12 173L10 172V174L8 176L11 177ZM65 175H66V173H65ZM118 175H119L120 178L123 179V181H120L119 180L120 182L119 181L118 182H114V183H116V185L112 188L111 183H112V181H116ZM3 177L1 176V178H3ZM63 177H66V176L63 175ZM261 177H262V175H261ZM173 178H175V177L173 176ZM173 178H172V180H173ZM7 180H9V178ZM56 180L57 179H55V181ZM0 181H2V179ZM177 183H179V182H177ZM206 183H207V181H206ZM109 184H110L111 187L107 186ZM163 184H165L166 186H162ZM238 184H239V186H237ZM172 185H173V183H171L170 186L172 187ZM164 187H166L167 189L164 190ZM9 188L11 190V187H9ZM9 188H7V189H9ZM129 189L130 190H133L135 194H139L144 199L143 200L144 203L143 204L141 203L142 206H137L138 204H136V200H135L134 203L136 204L137 207H135L134 210L128 208L129 209L128 211L127 210L124 211L123 210V209H125L124 206H127V204L126 205L123 204L124 206L123 205H119L120 203H118V201L116 199H118L120 196L121 197H124L125 196L124 195V192H126L127 190L129 191ZM20 190H24V191H21L22 193H20ZM149 193H151V196H148ZM76 194H77V196L86 195L87 198L86 199L79 200V201H71L72 199L75 198ZM189 194L190 193H188V195ZM139 195H137V196H139ZM233 195H236V196H233ZM0 196H1V192H0ZM140 196L139 197H136L138 199V201H140L139 200ZM132 197H135V196H132ZM132 197L131 198L129 197L130 198V202H131ZM188 197H191V196H188ZM129 198H128V200H129ZM142 198H140V199H142ZM193 198L194 197H192V199ZM125 201H126V199H125ZM3 203L5 204V202H3ZM0 204H1V202H0ZM132 204H133V201H132ZM141 204H139V205H141ZM194 204H195V202H194ZM20 205L19 204L15 205L16 207L14 208V210L16 212L20 210ZM129 205H130V203H129ZM216 205L219 206V208L222 211L221 214L224 215L225 217L228 218L230 216L229 214L230 213L233 214V212H234L235 215H238L239 214L240 217L242 216V217H244V219H242V220L236 219V216H235V219H232V217H231L232 220H230V221H233V222L226 223V222H228V221H226L225 223H223V222L221 223V220L222 219H225V218H222L223 216L220 218L219 216L216 215L217 212L216 213L215 212H212V211L216 210ZM40 206H42V205H40ZM24 207H26V205ZM170 207H171V209H170ZM22 208H21V210H22ZM196 208L199 209L198 207H196ZM1 209H2V207H1ZM4 209H6V208H4ZM71 209H76V211L71 212L70 211ZM119 209H121V210H119ZM197 209H194V210H197ZM107 211H109L108 208H107ZM117 211H119V212H117ZM194 212H196V211H194ZM203 212H205V210H203ZM258 212H260V213H258ZM242 214H245V215H242ZM226 215H228V216H226ZM22 216H20V217H22ZM105 216L107 218H109V220H110L111 223H112V221L117 220L116 221L117 222L116 225H118L120 227H124L123 230H126L127 227L128 228L130 227L131 230H132V232H134L137 235L136 237H141L144 240L150 241L151 242L150 244L155 245L157 247V249H160L159 247L162 246L163 243L167 242L166 241L167 239L164 240L162 238H158V236L161 234V232H159V233H156L157 231L156 232H153L152 234L155 235V237H153L152 234L145 233L144 232L145 230L143 231L141 229L142 226L137 227L134 224H133V226L132 225L130 226L129 224H126V222L123 219L119 220L118 218H116V216L111 215V211L109 213H105ZM142 217H143L144 220L141 219ZM168 217H165V218H168ZM245 217H246V219H245ZM148 219H150V218H148ZM249 219H251V220L259 219V220H262L263 222H260L259 221L260 224H258V226H255L256 224L254 226L253 225L250 226L251 223H249V222H251V221L247 222V220H249ZM19 220H21V219H19ZM163 220H165V219H163ZM166 220H168V219H166ZM166 220H165V222H167ZM171 221H169V223ZM239 221L249 223L248 224L249 227H247V228L246 227L243 228L244 226L243 227H241V226H238L237 227V225L240 224V223H238ZM254 222H255V220L253 221V224H254ZM135 223H139V220L137 222H135ZM141 223H144V222H141ZM150 223L148 224V226L150 225ZM95 225H97V223ZM113 225H114V223H113ZM220 225H223V226L219 227ZM255 227H258V228H256L255 230H253V228H255ZM82 228H84V227H82ZM171 228L172 229H177L173 225L171 226ZM98 229H99V227H98ZM106 229H108V228H106ZM179 230H180L179 233H181L183 231L181 228H179ZM83 231H85V230H83ZM83 231H81L82 232L81 234L84 233ZM90 231L92 232V230H90ZM96 231L93 234H96ZM152 231H154V229ZM105 232H106L105 230H104V232L103 231L102 232H99L101 234L104 233V234H102L104 237H100L102 235H100V236L97 235L99 238H95L93 236V239L92 240H94V238H95V240L97 239L96 241H99V242L102 243V245L106 246V250H107V247L110 249V250L108 249V251H111L112 254H111V257L108 258L109 260H111L112 258H115V259H118V260H126L127 261V260H130L129 258L132 257V255H136L135 253L130 252L129 249H128V248H131V246H132V245H130L131 243L129 244L130 240H128V236H127V238L126 237L120 238L121 239V241H120L117 236L113 235L115 237L112 239L113 241L111 240L112 241L111 242L109 240V238H108V234H105ZM126 232H129V231H126ZM111 234H113V233L111 232ZM115 234H116V231H115ZM125 234L124 235L122 234V235L125 236ZM88 235H89V233H88ZM118 235H121V234H118ZM84 236H87V234L84 235ZM87 237L90 239L92 236L91 237L90 236H87ZM236 237H242V236H239L238 235ZM131 238H132V236H131ZM216 238H217V236H216ZM89 239H88V241H90ZM191 239H192V237H191ZM214 240H212V241H214ZM86 241H87V239H86ZM116 241H118V242H116ZM189 242H191V241H189ZM170 244L171 245H169V246H171L172 249L171 248H169V249H171V250L168 249V251L166 252L165 249H161L159 251H164L165 250L164 253L166 252L168 254L169 253L172 254V250L173 249L176 252L181 251V250H184V251H181L182 252L181 254L178 253L179 254V257L178 258H180L182 260L180 264H188L193 259V257H191V255L194 253L193 251L190 252V251L187 250V252H185V250L187 249V248H185V246H188V245H186V244H180V242L179 243H177V242H171ZM119 245L121 247H118ZM222 245H224V244H222ZM90 246L91 245H89V247ZM95 246H97V245H95ZM138 247H139V245H138ZM141 247H143V246H141ZM150 247H152V246H150ZM197 247H198V245H197ZM2 248H1V250H2ZM188 248H190V247H188ZM99 249H100V247H99ZM135 249H137V248H135ZM91 250H93V249H91ZM202 250H203V248L201 250H199V251H202ZM208 250L205 251V252H209L210 251V250L209 251ZM18 251L21 253L22 250L21 251L18 250ZM141 251H142V249H141ZM233 251H235V253L234 254L232 253V256H228V253L229 252H233ZM0 252L1 253H4L3 255H6V256L8 254V252L6 254V252L4 251V249L2 251H0ZM102 252H104V251H101V253ZM176 252H175V254H177ZM10 253L11 252H9V254ZM19 254H17V255H19ZM88 254H89V257H88L89 259L88 260H90V258L93 256V254L90 256L91 251L88 252ZM256 254H258V255H256ZM14 255H16V254H14ZM103 255H106V254L104 253ZM0 256L2 257V255H0ZM137 256L140 257V256H143V255H142V253H140ZM15 257H17V256H15ZM18 257H20V256H18ZM107 257H108V255H107ZM154 257H157V256H154ZM197 257L195 256V258H197ZM20 258H18V259H20ZM146 258L147 257L145 255L144 256V259H146ZM148 258H150L149 255H148ZM171 258H172V256H171ZM97 259H99V258H97ZM105 259H106V257H105ZM140 259H142V258L140 257ZM144 259H143V261H144ZM152 259H153V257H152ZM0 260H2V259H0ZM174 260H176V259H171L169 262L164 263V264H172L174 262ZM132 262H131V264H132ZM199 262H201V263H199ZM212 262H211V264H212ZM87 263L88 264H113V263H110L109 261H107V262H101L100 260H96V261L95 260H92L91 262L88 261ZM152 263H155V262H152ZM190 264H193V261L190 262Z\"/></svg>","mask_w":264,"mask_h":264}]
</instances>
